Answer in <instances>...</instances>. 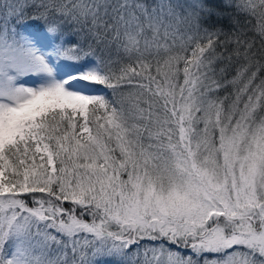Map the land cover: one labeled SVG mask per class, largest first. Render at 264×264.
Listing matches in <instances>:
<instances>
[{"label":"snow or ice","instance_id":"obj_1","mask_svg":"<svg viewBox=\"0 0 264 264\" xmlns=\"http://www.w3.org/2000/svg\"><path fill=\"white\" fill-rule=\"evenodd\" d=\"M0 264H264V0H0Z\"/></svg>","mask_w":264,"mask_h":264}]
</instances>
